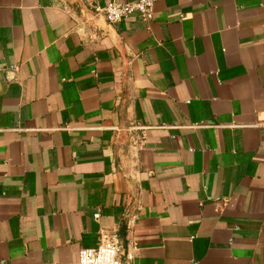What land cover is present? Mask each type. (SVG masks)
I'll use <instances>...</instances> for the list:
<instances>
[{
	"label": "crops",
	"instance_id": "1",
	"mask_svg": "<svg viewBox=\"0 0 264 264\" xmlns=\"http://www.w3.org/2000/svg\"><path fill=\"white\" fill-rule=\"evenodd\" d=\"M107 1L0 0V264H264V0Z\"/></svg>",
	"mask_w": 264,
	"mask_h": 264
},
{
	"label": "built area",
	"instance_id": "2",
	"mask_svg": "<svg viewBox=\"0 0 264 264\" xmlns=\"http://www.w3.org/2000/svg\"><path fill=\"white\" fill-rule=\"evenodd\" d=\"M154 0H135L132 2L107 1L103 6H93L90 20L103 18L108 23H114L137 13L144 20H151L153 16ZM132 143L140 144V138L134 137ZM94 218L99 217L96 212ZM123 245L115 231L101 230L100 242L96 247L81 248L78 259L70 264H131L122 261ZM128 259L131 256L128 255Z\"/></svg>",
	"mask_w": 264,
	"mask_h": 264
}]
</instances>
